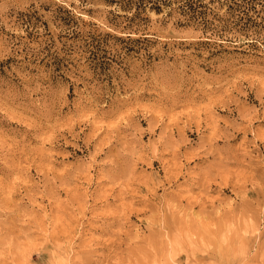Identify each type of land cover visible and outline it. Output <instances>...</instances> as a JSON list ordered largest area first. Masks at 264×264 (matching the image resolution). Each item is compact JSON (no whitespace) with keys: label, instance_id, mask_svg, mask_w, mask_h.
Here are the masks:
<instances>
[{"label":"rangeland","instance_id":"obj_1","mask_svg":"<svg viewBox=\"0 0 264 264\" xmlns=\"http://www.w3.org/2000/svg\"><path fill=\"white\" fill-rule=\"evenodd\" d=\"M110 2L0 0V264H264V8Z\"/></svg>","mask_w":264,"mask_h":264},{"label":"trees","instance_id":"obj_2","mask_svg":"<svg viewBox=\"0 0 264 264\" xmlns=\"http://www.w3.org/2000/svg\"><path fill=\"white\" fill-rule=\"evenodd\" d=\"M264 0H111L130 16L126 17L127 26L125 31H133L134 27H139L142 18L141 14L147 9L156 13L169 9L171 12L179 13L188 25L200 27L204 33H211L224 37L228 32L237 30L240 32L251 31L257 32L261 28L260 12L257 6L264 8ZM220 10H225L223 17L219 15ZM248 35V34H247ZM127 44L135 46H126L128 52L139 53L143 50V44L148 42L146 38L133 39L129 36L126 39L118 38Z\"/></svg>","mask_w":264,"mask_h":264}]
</instances>
